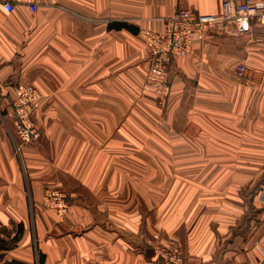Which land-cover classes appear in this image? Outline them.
Instances as JSON below:
<instances>
[{
  "label": "crops",
  "instance_id": "crops-1",
  "mask_svg": "<svg viewBox=\"0 0 264 264\" xmlns=\"http://www.w3.org/2000/svg\"><path fill=\"white\" fill-rule=\"evenodd\" d=\"M220 7L0 0V240L8 225L10 240L21 233L0 264H158L145 240L155 233L174 239L187 264H263L264 78H237L235 67L264 68V26L207 33L192 54L173 58L164 107L143 90L139 31H160L180 10ZM18 84L40 96V139L19 155ZM47 187L66 194L64 218L42 205Z\"/></svg>",
  "mask_w": 264,
  "mask_h": 264
},
{
  "label": "built area",
  "instance_id": "built-area-1",
  "mask_svg": "<svg viewBox=\"0 0 264 264\" xmlns=\"http://www.w3.org/2000/svg\"><path fill=\"white\" fill-rule=\"evenodd\" d=\"M6 13L12 12L13 5H2ZM35 12V6H29ZM254 20L264 26V0H221L220 12L215 15H199L188 10H180L163 21L160 31L141 30L139 36L148 52V66L145 72L144 92L155 97L156 103L164 107L170 94L171 63L175 57L192 54L193 47L202 43L207 33L225 34L237 37L245 29L244 22ZM235 75L240 79L264 78V68H253L245 64L235 67ZM11 109L13 113L14 147L19 154L22 146L40 139V131L34 120L36 104L40 99L38 91L28 84H18L13 88ZM45 207L59 217L69 210L67 198L55 190H47L43 195ZM264 204V183L257 193ZM146 244L154 252L158 264H187L174 239L162 242L160 234L146 238Z\"/></svg>",
  "mask_w": 264,
  "mask_h": 264
},
{
  "label": "rangeland",
  "instance_id": "rangeland-1",
  "mask_svg": "<svg viewBox=\"0 0 264 264\" xmlns=\"http://www.w3.org/2000/svg\"><path fill=\"white\" fill-rule=\"evenodd\" d=\"M2 115H5V114H3L2 113ZM33 117H34V115H33ZM12 128H13V120H12ZM13 132H14V128H13ZM14 134H15V132H14ZM13 137H14V135H13ZM15 138V137H14ZM23 147V146H22ZM17 153V152H16ZM18 154V153H17ZM20 154V153H19ZM18 154V155H19ZM263 185V184H262ZM261 185V186H262ZM260 189H261V187H260ZM260 189H259V191H260ZM47 190H55V191H58V192H60V193H62L66 198H67V196H66V194L64 193V192H62V191H60L59 189H57V188H54V187H47V188H45L44 189V192H43V195H44V193L47 191ZM258 191V192H259ZM43 195H42V197H43ZM67 204H68V206H69V208H70V204H69V202H68V199H67ZM42 205L44 206V208L45 209H47L46 207H45V205L43 204V198H42ZM49 210V209H48ZM51 211V210H50ZM68 212H69V210H68ZM55 213V212H54ZM56 214V213H55ZM68 214V213H67ZM57 215V214H56ZM58 216V215H57ZM59 217V216H58ZM65 216H63V217H60V218H64ZM30 218H32V214H31V212H29V224L27 225V229H28V232L29 233H32V223H31V221H30ZM24 228V227H23ZM9 229H12V227H10L9 225L7 226V227H2V232H3V234H2V239H4V241H5V246L6 247H8L9 249L8 250H1V251H10L11 249H13V247H12V245H14L13 244V242H12V240H10L7 236H5V235H7L8 233H9ZM20 231V229L18 228V230H17V228H15L14 230H12V232H11V236H12V234L13 235H20L21 233L19 232ZM16 233V234H15ZM20 237V236H19ZM17 240V239H16ZM10 246L12 247V248H10ZM260 259H261V261H262V263L264 264V257H260ZM33 264H35V263H33ZM40 264V263H39Z\"/></svg>",
  "mask_w": 264,
  "mask_h": 264
},
{
  "label": "trees",
  "instance_id": "trees-1",
  "mask_svg": "<svg viewBox=\"0 0 264 264\" xmlns=\"http://www.w3.org/2000/svg\"><path fill=\"white\" fill-rule=\"evenodd\" d=\"M16 239H17V236H15V238L12 239L13 244L17 241ZM12 247H13V245H12ZM12 247L10 246V248H12ZM8 249L9 248L5 246V241L0 240V250H8ZM39 263H40V261H39Z\"/></svg>",
  "mask_w": 264,
  "mask_h": 264
}]
</instances>
